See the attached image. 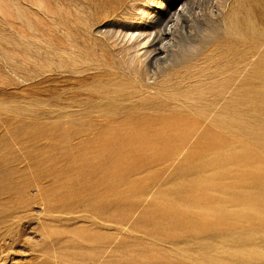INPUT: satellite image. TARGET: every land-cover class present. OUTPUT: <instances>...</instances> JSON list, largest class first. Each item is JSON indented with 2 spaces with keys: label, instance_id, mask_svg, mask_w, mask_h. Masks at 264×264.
<instances>
[{
  "label": "rangeland",
  "instance_id": "1",
  "mask_svg": "<svg viewBox=\"0 0 264 264\" xmlns=\"http://www.w3.org/2000/svg\"><path fill=\"white\" fill-rule=\"evenodd\" d=\"M167 5L148 67L133 42ZM260 95L264 0H0V264H264L242 145Z\"/></svg>",
  "mask_w": 264,
  "mask_h": 264
},
{
  "label": "bare ground",
  "instance_id": "2",
  "mask_svg": "<svg viewBox=\"0 0 264 264\" xmlns=\"http://www.w3.org/2000/svg\"><path fill=\"white\" fill-rule=\"evenodd\" d=\"M184 7L182 8V10L181 11H176L174 8H172L171 7V5H167L166 7H165V11L164 12H162L161 14H163V16L165 17V21H162V22H159V23H155V25L154 26H151V28L146 32V31H144V32H141V33H139L138 34V36L134 39V42H133V44H134V47L136 46V47H140V46H144V48H142V49H144L143 50V54L142 55H140L141 56V58H144V61H145V64L148 66V67H152L153 66V64H158L159 65V63H160V61H162L163 59H164V56L163 55H165L166 53H165V51L166 50H169L170 48H169V46H170V43H172V41H170L169 40V42L168 43H166L165 44V42L164 41H166V39H167V36H171L172 34H173V31L175 30V28L178 26V24L180 23V20H181V18H182V15H183V12H184ZM184 17V16H183ZM160 18V17H159ZM162 19V18H161ZM153 20V19H152ZM158 20V19H157ZM160 21V20H159ZM152 22V21H151ZM156 22V21H155ZM172 24H171V23ZM171 24V26H168V24ZM150 25H151V23H150ZM174 44V43H173ZM162 64V63H161ZM140 65V64H139ZM147 67V68H148ZM151 70V69H150ZM150 73V72H149ZM261 79V78H260ZM260 83V82H259ZM259 87V86H258ZM245 89L246 90H248L249 88L247 87V86H245ZM259 92V91H258ZM252 93H254V92H252ZM251 94V93H250ZM248 95V94H247ZM257 95V94H256ZM258 95H259V93H258ZM249 97V96H248ZM253 97V96H252ZM245 102H247L246 100H245ZM248 104H250V106H251V109H252V111L250 112L251 114V119H252V117H253V120H256V121H258V123H259V128H256L257 130L255 131V132H251V135H249V139H247L246 138V140H244L245 141V146H244V144H242L243 145V147L245 148L244 150L246 151V154H248L247 156H248V159L247 158H241L239 155H237V151H236V154L235 155H233V162H239L240 160H243V162H244V164L245 165H249V166H247V168H249L250 167V171H251V173L248 175V177L246 178V183H247V186L249 187V189H250V194H256V197H255V199L257 200V201H254L256 204V208H258V207H263L264 205V198H262V196L264 195V95H260V96H257L256 98H253V99H249V103H247V105ZM244 105V104H243ZM250 108V107H249ZM246 109V108H245ZM231 110V109H230ZM247 110V109H246ZM249 110V109H248ZM247 110V111H248ZM257 114V115H254V114ZM232 111L230 112V114H226V116L227 117H229L230 119H231V116H232ZM170 115V114H169ZM229 115V116H228ZM224 116V115H223ZM225 116V117H226ZM248 116V115H247ZM226 117V118H227ZM233 117V116H232ZM235 117H236V115H235ZM249 117V118H250ZM249 118H247V119H249ZM183 120H185L184 118H182ZM225 119V118H224ZM162 120V119H161ZM179 120V119H178ZM220 120V119H219ZM219 120H217V125L218 124H222V126H224L225 128H227V127H230L229 125L231 124H229V121H226L225 123H223L222 121H219ZM223 120V119H222ZM232 120V119H231ZM249 121V120H248ZM252 121V120H251ZM250 121V122H251ZM183 122V121H182ZM181 122V123H182ZM254 122V121H253ZM172 123V122H171ZM174 123H176V124H178L179 122L178 121H175ZM131 124V123H130ZM134 123H132V125H133ZM136 124V123H135ZM180 124V123H179ZM188 124V123H187ZM249 124V123H248ZM138 125V124H137ZM189 125V124H188ZM257 125V124H256ZM140 126V125H139ZM180 126V125H179ZM173 127H175L174 125H173ZM233 127H235V126H233ZM240 127H242V126H240ZM244 127H246V125L244 126ZM131 128V127H130ZM134 128V127H133ZM136 128V127H135ZM183 128V127H182ZM185 128H187V126L185 127ZM184 128V129H185ZM221 128V127H220ZM223 128V127H222ZM224 128V129H225ZM180 129H181V126H180ZM183 129V130H184ZM236 128H234V131H236L235 130ZM238 129V128H237ZM250 129V128H249ZM253 129V128H252ZM209 130V129H208ZM228 130H231L230 128L228 129ZM246 130V129H245ZM233 131V130H232ZM244 131V130H243ZM248 131V130H247ZM250 131V130H249ZM154 132V131H153ZM182 132H186V131H182ZM239 132V131H238ZM147 133H149V132H147ZM230 133V132H229ZM232 133V132H231ZM250 133V132H249ZM133 134V133H132ZM146 134V133H145ZM211 134V133H210ZM232 134H234V133H232ZM240 134V133H239ZM242 134V133H241ZM135 135V134H134ZM139 135V134H138ZM155 135V134H154ZM160 135H162V134H160ZM171 135V134H170ZM230 135V134H229ZM221 136V135H220ZM231 136V135H230ZM243 136V135H242ZM241 136V137H242ZM146 137V136H145ZM170 137V136H169ZM171 137L173 138V136L171 135ZM176 137V136H175ZM174 137V138H175ZM226 137H227V135H226ZM235 137H237V136H235ZM221 138V137H220ZM210 139V138H209ZM226 139V138H225ZM228 139V138H227ZM243 139V138H242ZM245 139V138H244ZM156 140V139H155ZM154 140V141H155ZM170 140H173V139H170ZM208 140V139H207ZM212 140H215L214 138H212L211 139V141ZM159 141V140H158ZM210 141V140H209ZM235 141V140H234ZM242 141V140H241ZM240 141V143H242ZM228 142V141H227ZM211 143H213V142H211ZM216 143H218V142H216ZM147 144L144 142V143H142L139 147L142 149L144 146H146ZM207 146H205L204 148H203V151L204 152H206V150L207 149H209V145H211V144H206ZM234 145V144H233ZM238 145H239V143H238ZM242 145H240V146H242ZM213 147V146H212ZM216 147V146H215ZM144 149V148H143ZM142 149V150H143ZM219 150H220V152H221V150H222V148H219ZM226 150V149H225ZM239 150V149H238ZM230 151V150H229ZM233 151V150H232ZM244 151V152H245ZM216 152V151H215ZM219 152V153H220ZM239 152V151H238ZM241 152V151H240ZM131 154V153H130ZM163 154V153H162ZM238 154H240V153H238ZM245 154V155H246ZM245 155H244V157H245ZM227 160L228 162H231V156H230V152H228V151H225V152H222V155L221 154H218V156H217V160H216V164H222V162L224 161V160ZM136 161V160H135ZM138 161V160H137ZM212 165H213V161H212ZM239 166H241V165H239ZM245 167V166H244ZM244 167H243V169H244ZM82 169V168H81ZM235 170V169H234ZM239 170V169H238ZM245 170V169H244ZM254 170V171H253ZM82 173H84V172H82ZM81 173V174H82ZM116 173H118V171L116 172ZM232 173H233V171H232ZM229 174V173H228ZM227 174V175H228ZM118 176L120 175V174H117ZM116 175V176H117ZM223 175V174H222ZM226 175V174H225ZM245 175V174H244ZM114 177H116L115 175H113ZM247 176V175H246ZM113 178V177H112ZM227 180V179H226ZM240 180V179H239ZM241 181V180H240ZM243 181V180H242ZM245 181V180H244ZM106 182V181H105ZM219 182V181H218ZM104 183V182H103ZM222 183H223V181H222ZM96 184V183H95ZM243 184V183H242ZM100 185V184H99ZM224 186V185H223ZM229 186V185H228ZM244 186V185H243ZM99 187V186H98ZM215 187H217V186H215ZM219 187H221V185L219 186ZM226 187V186H225ZM93 188V187H92ZM224 188V187H223ZM231 188H233L234 189V187L233 186H231ZM199 190H202V195H207L208 194V187H207V185H204L202 188H198ZM236 189V188H235ZM238 189V188H237ZM100 191V190H99ZM86 193V195H87V192H85ZM97 193V192H96ZM226 193H228V192H226ZM76 194V193H75ZM249 194V195H250ZM66 195H68V194H66ZM71 195H73V192H72V194ZM85 195V196H86ZM93 195V194H92ZM195 195H198L197 193L195 194ZM202 195H200L201 197H203ZM240 195V194H239ZM82 196V195H81ZM88 196V195H87ZM94 196H96V195H94ZM65 197V196H64ZM64 197H62V198H64ZM80 197V196H79ZM90 197V196H89ZM97 197H99V196H97ZM97 197H95V198H97ZM101 197H102V195H101ZM195 197V196H194ZM67 198V197H66ZM65 198V199H66ZM76 198V197H75ZM87 198V197H86ZM83 199V198H82ZM185 199V198H184ZM85 200V199H84ZM83 200V201H84ZM95 202V201H94ZM194 202V201H193ZM218 202V201H217ZM96 203H97V205H98V208H102L105 204H106V202L105 201H103V200H101L100 198H99V200H96ZM212 203V202H211ZM200 204V203H199ZM210 205V204H209ZM165 206V205H164ZM243 207V206H242ZM163 208V207H162ZM162 208H160V209H162ZM172 209V208H171ZM224 209V208H223ZM245 209V208H244ZM217 210V209H216ZM240 210V209H239ZM175 211V210H174ZM244 211V210H243ZM166 212H167V210H166ZM169 212H171V211H169ZM176 212V211H175ZM179 212H180V210H179ZM178 211L175 213L176 214V218H177V213H179ZM253 212V211H252ZM171 213H173V212H171ZM180 213H182V212H180ZM165 214V217H166V215H168V214H166V213H164ZM174 214V215H175ZM183 214H185V213H183ZM169 217V216H168ZM208 217V216H207ZM207 217H205V218H207ZM171 218V217H170ZM203 219H204V217H202ZM213 218V217H212ZM264 218V217H263ZM215 218H213L212 220H214ZM217 219V218H216ZM222 219V218H221ZM220 219V220H221ZM191 220V219H190ZM206 220H208V219H206ZM211 220V219H210ZM211 220V221H212ZM218 220H219V218H218ZM229 220V219H228ZM227 220V221H228ZM234 220H236V218L234 219ZM264 220V219H263ZM192 221V220H191ZM222 221V220H221ZM237 222H238V220H236ZM179 222H181V221H179ZM179 222H178V224H179ZM214 223H217L216 221H213ZM191 222H189V224H190ZM201 223H202V221H201ZM227 223H231L230 222V220H229V222H227ZM233 223V222H232ZM235 223V222H234ZM181 224H182V222H181ZM221 224V223H220ZM210 225V224H209ZM208 225V226H209ZM215 225V224H214ZM218 225V224H217ZM184 226V225H183ZM197 226V225H196ZM199 226V225H198ZM202 226H203V228L206 226V224H204V223H202V225H201V228H202ZM211 226H212V224H211ZM231 226V225H230ZM185 227V226H184ZM193 227V226H192ZM200 227V226H199ZM213 228H215L214 226H212ZM224 227V226H223ZM226 227H228V226H226ZM226 227H225V229H226ZM231 227H233V225L231 226ZM238 227V226H237ZM189 228V227H188ZM222 228V227H221ZM186 229V228H185ZM196 229V228H195ZM197 229H198V227H197ZM196 229V230H197ZM200 229V228H199ZM212 229V228H211ZM216 229V228H215ZM225 229H223V230H225ZM188 230V229H187ZM189 231V230H188ZM187 231V232H188ZM198 232H200L199 230H197ZM207 231V230H206ZM186 232V233H187ZM207 233V232H206ZM199 234V233H198ZM203 235V234H202ZM211 264V263H210Z\"/></svg>",
  "mask_w": 264,
  "mask_h": 264
}]
</instances>
